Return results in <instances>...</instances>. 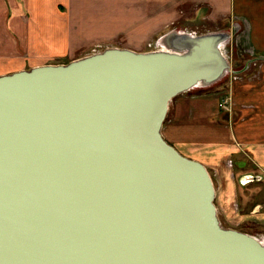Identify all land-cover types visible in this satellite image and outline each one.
<instances>
[{"label":"water","instance_id":"1","mask_svg":"<svg viewBox=\"0 0 264 264\" xmlns=\"http://www.w3.org/2000/svg\"><path fill=\"white\" fill-rule=\"evenodd\" d=\"M236 33L0 77V264H264L263 239L221 224L207 168L163 137L173 100L229 75Z\"/></svg>","mask_w":264,"mask_h":264},{"label":"crops","instance_id":"2","mask_svg":"<svg viewBox=\"0 0 264 264\" xmlns=\"http://www.w3.org/2000/svg\"><path fill=\"white\" fill-rule=\"evenodd\" d=\"M174 22L193 34L202 25L214 32L237 30L229 42L235 50L229 74L245 77L231 84L235 110L219 115L221 124L233 125L221 134L213 113L218 106L192 91L171 102L166 119L178 113L180 120L171 126L188 140L163 129L166 142L182 156L218 172V187L226 183L218 202L229 209L236 186L264 182V0H0V77L47 66L46 59L77 58L76 52L103 40L121 39L127 45L107 48L143 53ZM237 55L246 59L242 67H236L242 65L235 63ZM188 106L196 108L186 122ZM240 202L245 210L247 201Z\"/></svg>","mask_w":264,"mask_h":264},{"label":"rangeland","instance_id":"3","mask_svg":"<svg viewBox=\"0 0 264 264\" xmlns=\"http://www.w3.org/2000/svg\"><path fill=\"white\" fill-rule=\"evenodd\" d=\"M178 24L177 22H174L172 25H170V27L165 28L164 30V34L167 35L175 30L180 31V32H189L192 35H198V34H206V33H212L214 31H217L216 29H214L213 26H209V25H202V26H197L195 29L196 33L193 34V30L189 28L188 25H181ZM163 35V36H165ZM111 36V35H110ZM111 38V37H110ZM117 39V37H116ZM159 39L158 38L156 40H154V42H149L147 44V49L141 51V52H151V51H155V50H161V46L159 45ZM119 43V44H118ZM124 46L127 45L126 43H124L121 39H117L115 41H107V40H103L100 41L92 46H89L88 48H85L79 52H76V55H79V57L77 58H70V59H55V58H51V59H46L45 60V64H49V65H65L68 64L72 61L81 59V57H85L94 53H97L99 51H103L105 50L107 47H112V46ZM116 46V47H118ZM106 47V48H105ZM226 49L228 51V54L230 55L229 57H233L234 56V52L232 50L231 44L226 46ZM97 51V52H96ZM238 51V49H237ZM237 59L236 61H239L240 63H242V65H237L236 63V67H242L245 62V58H241L238 55L235 56ZM240 59V60H239ZM245 59V60H243ZM243 61V62H242ZM237 80V78H244L245 75H229L226 79H224L222 82L210 87V88H206V89H201V90H196L193 91V93L196 94V97L198 95H202L206 96V98H202V100H208L211 102L212 107L216 108V106H218L217 111H214V115L216 120L220 123L219 128L221 129V134L227 132V126L230 125V127L233 125L232 122L230 124H221V120L219 118V115L224 111L225 114L229 113L230 114V110H235V105H234V100L231 99V84L233 82V79ZM227 98H230L229 101V111L223 108V104L224 102L227 100ZM191 98H188V102H191ZM219 104H220V108H219ZM222 105V106H221ZM194 106H188V110H187V115L185 116V121L187 122L188 119L190 117H192L191 114V110H193ZM177 112V111H176ZM223 112V113H224ZM218 114V116H217ZM167 119V118H166ZM178 119V113H176L175 115H171L169 114V118L167 121H165V131L166 134H170L171 137L175 138V139H181V140H188V137H186L187 135L185 133H182L181 135H179L178 131H175L177 129V127L174 128L171 126L172 124H174L176 122V120ZM180 120V119H178ZM172 123V124H171ZM168 134V135H169ZM219 135V134H218ZM186 157V156H185ZM229 166H232L230 172L235 173L236 170V165L235 162L233 160H230L228 163ZM206 167V166H205ZM209 174L211 175V178L213 180L214 183V187L216 190V200H215V205L218 211V218L221 222V224L223 225V227L227 228V229H234V230H238L241 231L243 233L255 236V237H260L261 239L264 238V182H257L258 180H253V182L255 181L256 183H253L252 185H245L244 187L241 186H236V195L237 198L235 199L234 202L230 203L229 209L228 206H225V209L223 208L222 204L220 202H218V198H219V193H224L226 191V183H224L223 186L218 187L217 182H216V177L219 175L218 172L215 171V169L212 168H208L206 167ZM216 175V177H215ZM240 200H242L243 202L247 201L246 204V208L245 210L243 209L241 211V202ZM258 234V235H257ZM140 252H143L142 249V245L140 247ZM140 259V258H139Z\"/></svg>","mask_w":264,"mask_h":264},{"label":"bare ground","instance_id":"4","mask_svg":"<svg viewBox=\"0 0 264 264\" xmlns=\"http://www.w3.org/2000/svg\"><path fill=\"white\" fill-rule=\"evenodd\" d=\"M187 33H189V32H187ZM161 43H159V45H160ZM161 46V45H160ZM161 50H165V48H164V46H161V48H160ZM222 52H223V54H224V56L226 57V58H229L230 59V55L228 54V51H227V49H226V47H225V49H224V47L222 48ZM232 61V60H231ZM258 235V234H257ZM260 240H264V238H260V237H258Z\"/></svg>","mask_w":264,"mask_h":264},{"label":"built area","instance_id":"5","mask_svg":"<svg viewBox=\"0 0 264 264\" xmlns=\"http://www.w3.org/2000/svg\"><path fill=\"white\" fill-rule=\"evenodd\" d=\"M195 34V33H194ZM198 35H200V34H198ZM230 44V43H229ZM228 44V45H229ZM229 59V58H228ZM230 60V59H229ZM231 61V60H230ZM230 75V74H229ZM231 75H233V74H231ZM236 75V74H235ZM234 75V76H235ZM234 79H235V77H234ZM238 79V78H237ZM236 80V79H235ZM229 101H230V98H227V100L224 102V104H223V108L224 109H226V110H228L229 111ZM222 106V105H221ZM232 110H230L229 112H230V114L232 113L231 112Z\"/></svg>","mask_w":264,"mask_h":264}]
</instances>
